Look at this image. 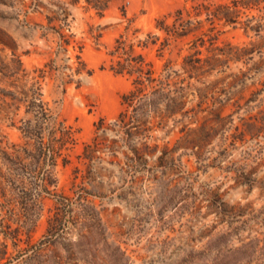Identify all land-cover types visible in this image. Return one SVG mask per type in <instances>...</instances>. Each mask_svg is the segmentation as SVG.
<instances>
[{
  "label": "rangeland",
  "instance_id": "obj_1",
  "mask_svg": "<svg viewBox=\"0 0 264 264\" xmlns=\"http://www.w3.org/2000/svg\"><path fill=\"white\" fill-rule=\"evenodd\" d=\"M185 4V0H110L100 16L97 10L87 9V0H0V264H168L186 254L192 229L198 237L202 228L216 221L214 215L206 219L187 210L197 196L202 214L207 212L204 186H221L230 203L264 208V127L241 136L237 143L230 141L227 151L215 137L202 158L188 151L164 170L138 171L130 168L122 154L119 160L110 154L104 144L118 138L111 129L99 133L104 143L99 158H83L85 145L96 136L97 122L105 119L107 124L113 123L123 109V95L132 87L128 76L108 69L109 52L128 23L124 10L145 37L149 31L160 33L157 19ZM54 11L67 20L63 31L72 34V45L57 59L60 70L40 78L41 91L50 113L72 127L76 143L65 151L69 163L54 168L58 185L44 191L42 179L47 174L43 162L24 151L26 138L20 127L33 116L28 113V102L30 95L38 92L37 85L33 86L35 77L59 48L60 38L48 21ZM247 15L242 21L254 16L252 24L260 26V35L246 31L242 24H215L214 29L205 22L197 30L198 35L205 31L207 38L217 35V46L247 48L248 56L240 62L226 58L225 72L212 76L198 72L200 81L194 80L208 96L204 100L209 104L203 105L208 110L199 115L200 121L211 116L209 110L219 109L230 118L229 135L238 134L237 126L243 129L244 121L264 111V1L260 9L248 10ZM192 38L175 42L164 57L158 55L157 48L143 52L158 72L168 60L179 70ZM81 45L87 70L93 73L85 71L67 83L66 74L71 71L65 66L78 61ZM202 50L203 56L212 55L206 48ZM181 125L172 121L165 131L156 132L158 141L174 144L181 136ZM155 161L151 159L149 167H154ZM238 166L257 180L250 192L248 186L230 188L235 172L229 167ZM64 198L68 199L58 202ZM50 219L59 223L53 238L47 236ZM254 230L264 231V226L256 225ZM254 232L246 231L242 238ZM207 241L198 239L192 244L201 249ZM232 244L240 245V239ZM119 247L126 257L120 256Z\"/></svg>",
  "mask_w": 264,
  "mask_h": 264
},
{
  "label": "trees",
  "instance_id": "obj_2",
  "mask_svg": "<svg viewBox=\"0 0 264 264\" xmlns=\"http://www.w3.org/2000/svg\"><path fill=\"white\" fill-rule=\"evenodd\" d=\"M263 1L185 0L186 4L183 7L157 19L156 29L160 33L149 31L145 37L140 36L143 33L142 28L137 27L135 21L128 18L124 10V17L128 19V23L109 52L111 64L108 69L117 75L128 76L132 87L123 95V109L116 120L111 124H107L105 119L97 122L96 136L92 142L85 145L83 158L89 161L99 158L98 154L104 144L99 139V133H106L110 129L118 133V138H113L111 144H104L106 149L118 157V160L122 154L130 162V168L138 171H157L173 167L188 151H191L190 155H196L200 159L215 137L221 139L223 151H227L230 141L237 143L243 139L241 136L260 131L264 127V111L261 116L244 121L243 129L237 126L238 134H227L228 123L231 121L229 117L223 116L219 109L209 110L211 116L205 117L206 121L201 122L199 115L208 110L203 106L208 103L204 100L208 96L194 80L200 81L198 72L203 71L205 76L225 72V68L228 67L224 64L226 58L240 62L248 56L245 46L229 44L220 47L217 46L219 41L217 35H209L207 38L208 34L205 31L198 35L197 30L202 28L205 22L214 26L242 24L246 31L260 35L262 31L260 26L252 24L254 16L252 19L248 17L245 21H242V18L244 15L248 16V10L260 9ZM189 2L195 3L192 8L187 6ZM87 3V9H95L100 16H104L110 0H87ZM54 13V16H48V21L60 38L59 48L56 57L47 62L44 68L39 70L40 75L35 77L33 86L37 85L38 92L31 94V100L28 102V113L33 116L20 127L26 138L24 151L43 162L42 168L47 174V176L44 174L42 179L41 188L44 191H49L51 185H58L54 168L60 163L63 165L69 163L65 151L76 143L72 127L50 113L41 91L40 78L44 79L48 72L60 70L57 59L61 53H68L72 45V34L63 31L67 26V20H61L57 11ZM58 20L61 24L54 25ZM191 36L194 38L189 41L190 52L183 55L179 70H174L173 61L168 60L163 71L158 72L154 63L148 60L143 52L148 48H157L158 55L164 57L165 52L175 42L184 41ZM83 48L82 45L79 46L80 54L76 55L78 61L65 66L71 71L66 74L69 77L67 83L73 82L75 76L85 71L89 75L93 73L92 70H87V64L82 57ZM202 48H206L212 55L203 56ZM19 65L22 66L20 59ZM226 77L218 79L215 84L224 81ZM234 81L233 83L238 82ZM209 93H213V90ZM172 121L175 126L182 124L181 136L174 144L168 141L161 144L155 133L165 131ZM30 146L34 147V150H30ZM221 155L222 152H219L218 156ZM153 158L156 159V163L154 167H149V162ZM48 166L53 170H47ZM229 169L230 172H235L233 176L235 182L230 188L248 186L249 192L253 189L257 180L252 179V173L246 172L242 166ZM221 189V186H204L202 192L204 199L208 200V210L205 214H202L197 196L187 205L190 213L194 214L196 211V214L199 213L206 219L214 215L216 221L211 227L202 228L198 237L192 229L187 236L190 247L187 248L186 254L180 260H173L168 264H264V231L254 230L256 225L264 226V208L256 210L252 203H230L225 199L227 191L222 192ZM67 199L58 202L63 203ZM58 224L50 219L47 236L51 238L56 236ZM246 231L255 232L253 236L242 238ZM198 239H208L201 249L192 244ZM235 239H240V245L232 244ZM118 251L121 257H126L125 250L119 247Z\"/></svg>",
  "mask_w": 264,
  "mask_h": 264
}]
</instances>
